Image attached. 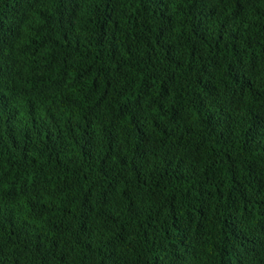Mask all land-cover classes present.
Masks as SVG:
<instances>
[{
	"label": "trees",
	"instance_id": "obj_1",
	"mask_svg": "<svg viewBox=\"0 0 264 264\" xmlns=\"http://www.w3.org/2000/svg\"><path fill=\"white\" fill-rule=\"evenodd\" d=\"M0 264H264V0H0Z\"/></svg>",
	"mask_w": 264,
	"mask_h": 264
}]
</instances>
